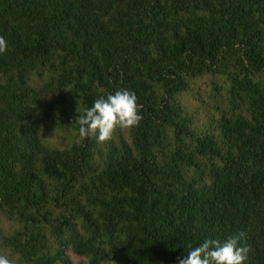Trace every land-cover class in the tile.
I'll return each mask as SVG.
<instances>
[{
  "label": "trees",
  "instance_id": "trees-1",
  "mask_svg": "<svg viewBox=\"0 0 264 264\" xmlns=\"http://www.w3.org/2000/svg\"><path fill=\"white\" fill-rule=\"evenodd\" d=\"M0 35V254L178 264L242 232L264 264V0H0ZM117 89L139 125L81 138Z\"/></svg>",
  "mask_w": 264,
  "mask_h": 264
},
{
  "label": "clouds",
  "instance_id": "clouds-1",
  "mask_svg": "<svg viewBox=\"0 0 264 264\" xmlns=\"http://www.w3.org/2000/svg\"><path fill=\"white\" fill-rule=\"evenodd\" d=\"M8 51V43L0 35V54ZM141 105L133 91L117 89L96 98L91 107L84 109L75 118L79 125L81 138L95 137L103 143L114 140L117 129L126 130L137 127L143 119ZM118 143V141H115ZM244 233L229 236L223 242L207 239L199 246H188L187 255L178 264H244L249 249L239 245ZM0 264H18L17 259L0 254Z\"/></svg>",
  "mask_w": 264,
  "mask_h": 264
},
{
  "label": "rangeland",
  "instance_id": "rangeland-1",
  "mask_svg": "<svg viewBox=\"0 0 264 264\" xmlns=\"http://www.w3.org/2000/svg\"><path fill=\"white\" fill-rule=\"evenodd\" d=\"M79 259L77 257H74V262L76 263Z\"/></svg>",
  "mask_w": 264,
  "mask_h": 264
}]
</instances>
